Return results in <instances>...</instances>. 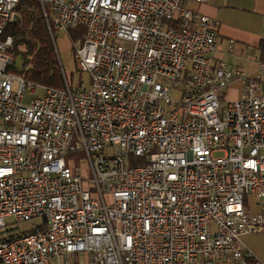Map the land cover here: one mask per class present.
<instances>
[{"label": "built area", "instance_id": "1", "mask_svg": "<svg viewBox=\"0 0 264 264\" xmlns=\"http://www.w3.org/2000/svg\"><path fill=\"white\" fill-rule=\"evenodd\" d=\"M205 1L39 0L51 35L85 28L87 78L55 88L10 70L19 0H0V264H264L242 242L264 230L245 208L264 200V61L214 60Z\"/></svg>", "mask_w": 264, "mask_h": 264}, {"label": "crops", "instance_id": "2", "mask_svg": "<svg viewBox=\"0 0 264 264\" xmlns=\"http://www.w3.org/2000/svg\"><path fill=\"white\" fill-rule=\"evenodd\" d=\"M189 6L213 18L217 24L218 45L214 60H224L241 68L250 75L258 73V62L262 61L264 46V0H206L203 3H190ZM230 40L234 41L231 45ZM262 54V55H261ZM241 81L235 80L228 92L235 99L241 89ZM245 208L250 213L264 212V200L250 195L246 197ZM261 236V232L242 236V242L255 256L264 262V250L252 241L250 235ZM259 240V239H258ZM264 248V247H262ZM220 264H234L224 261Z\"/></svg>", "mask_w": 264, "mask_h": 264}, {"label": "trees", "instance_id": "3", "mask_svg": "<svg viewBox=\"0 0 264 264\" xmlns=\"http://www.w3.org/2000/svg\"><path fill=\"white\" fill-rule=\"evenodd\" d=\"M17 10L18 19L8 23L3 32V36L13 37L14 64L10 70L44 86L64 87L60 61L39 0H19ZM67 33L74 43L84 38L85 28L78 27ZM261 52L264 61V46Z\"/></svg>", "mask_w": 264, "mask_h": 264}, {"label": "rangeland", "instance_id": "4", "mask_svg": "<svg viewBox=\"0 0 264 264\" xmlns=\"http://www.w3.org/2000/svg\"><path fill=\"white\" fill-rule=\"evenodd\" d=\"M52 39L55 45V49L60 61L61 68L66 73L69 81L72 85H77L82 78H87V75L85 73H80L78 70L76 63L74 61L73 57V42L70 38L69 34L66 31L58 30L56 28H53L52 31ZM228 98H233L232 94L229 92L226 94ZM177 95L174 93L173 97H176ZM27 100V98H26ZM79 166L81 168V172L85 175H90L89 168L87 166V160L83 157V154L80 155V161ZM261 199H259L260 201ZM7 222H13V218L7 219ZM40 218H34L29 221L16 223L13 227V230L17 232H27L33 227H35L37 224H39ZM257 237V240L255 241ZM250 238L252 241L256 242V245L264 250V234L261 236L256 235H250ZM259 239V240H258Z\"/></svg>", "mask_w": 264, "mask_h": 264}]
</instances>
